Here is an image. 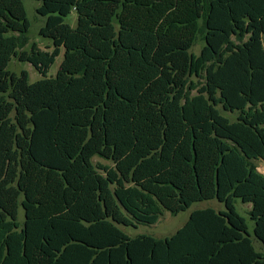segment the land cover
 <instances>
[{"label":"trees","instance_id":"16d2710c","mask_svg":"<svg viewBox=\"0 0 264 264\" xmlns=\"http://www.w3.org/2000/svg\"><path fill=\"white\" fill-rule=\"evenodd\" d=\"M39 1L27 50L0 0V264H264V0Z\"/></svg>","mask_w":264,"mask_h":264},{"label":"rangeland","instance_id":"374dc122","mask_svg":"<svg viewBox=\"0 0 264 264\" xmlns=\"http://www.w3.org/2000/svg\"><path fill=\"white\" fill-rule=\"evenodd\" d=\"M39 0H23V5L26 11L27 18L30 22V28L28 31V43L25 46V49H29L33 42H36L37 45L44 49L47 44H51V40L45 37H42L38 31L39 27L43 24L44 18L36 13V7L39 6ZM64 21L70 26L74 27L76 25V13L72 11L69 15L64 18ZM203 42L201 39H197V42L192 47V51L197 52L201 48ZM63 58V50L55 58L54 63L50 66L47 72V77H54L59 68V65ZM7 68L10 71L18 73L20 70L25 69L29 73L30 81L33 82L39 78L41 75L31 66L30 63L24 61H18L17 58H12L8 63ZM99 160V158L94 157L93 161ZM258 170L264 174V163L257 162ZM206 206H212L216 209H221L223 206L221 203L215 199L199 201L193 203L186 210L179 212L177 215H171L169 212L165 211L158 219V221L152 225L148 224H138L136 227L131 226H121L119 227L130 236L136 234L145 233L150 234L156 237H164L174 233L182 224L187 220L189 213L195 208H202ZM236 209L239 213L246 217L248 221V216L246 214L247 208L250 206L249 203H242L239 199L235 203ZM19 218H23V211L19 209ZM251 223V222H250ZM256 247L259 248V244L255 243Z\"/></svg>","mask_w":264,"mask_h":264}]
</instances>
